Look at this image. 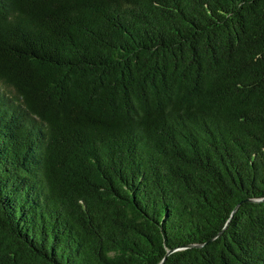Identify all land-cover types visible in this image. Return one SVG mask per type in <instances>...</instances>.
<instances>
[{"label":"trees","instance_id":"trees-1","mask_svg":"<svg viewBox=\"0 0 264 264\" xmlns=\"http://www.w3.org/2000/svg\"><path fill=\"white\" fill-rule=\"evenodd\" d=\"M0 264H264V0H0Z\"/></svg>","mask_w":264,"mask_h":264}]
</instances>
